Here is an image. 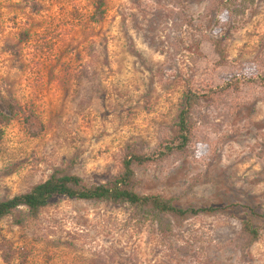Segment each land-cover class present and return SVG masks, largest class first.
Returning a JSON list of instances; mask_svg holds the SVG:
<instances>
[{
	"label": "rangeland",
	"instance_id": "1",
	"mask_svg": "<svg viewBox=\"0 0 264 264\" xmlns=\"http://www.w3.org/2000/svg\"><path fill=\"white\" fill-rule=\"evenodd\" d=\"M212 1L0 0V98L19 107L0 198L55 170L104 182L128 147L173 137L186 89L240 81L192 109L184 152L134 165L141 193L230 208L172 217L163 236L125 205L58 196L0 219V264H264V0ZM242 218L260 233L245 251Z\"/></svg>",
	"mask_w": 264,
	"mask_h": 264
},
{
	"label": "trees",
	"instance_id": "2",
	"mask_svg": "<svg viewBox=\"0 0 264 264\" xmlns=\"http://www.w3.org/2000/svg\"><path fill=\"white\" fill-rule=\"evenodd\" d=\"M224 1L213 0L212 4ZM220 42V38L214 37L213 43L222 58L223 51L220 48ZM239 82V80L228 82L218 89H209V91L186 89L176 116L174 135L171 139L163 140L154 153H142L133 147H128L119 159L117 172L106 181L99 183L87 184L76 174L55 170L47 178L32 184L25 191L7 198H0V219L11 215L17 223H23L22 213L15 216L21 208H25V213L29 217L37 219L41 210L53 198L63 196L70 199L104 202L115 206L125 205L133 220L141 224L145 222L155 224L158 232L164 236L172 230V217L184 219L198 214H213L225 210L227 207L179 206L171 198H165L160 194L141 193L136 188L134 165L163 161L171 154L184 152L192 136V109L199 104L212 102L215 96L221 95L231 87L238 89ZM18 110V105L12 99L0 98V140L3 126L13 118ZM249 210L252 211L250 208ZM252 214L264 220V213L257 214L252 211ZM240 223L238 246L241 251H245L259 237V227L249 218H242Z\"/></svg>",
	"mask_w": 264,
	"mask_h": 264
}]
</instances>
